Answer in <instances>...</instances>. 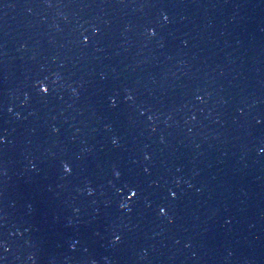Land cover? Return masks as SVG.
Wrapping results in <instances>:
<instances>
[{
	"label": "water",
	"instance_id": "obj_1",
	"mask_svg": "<svg viewBox=\"0 0 264 264\" xmlns=\"http://www.w3.org/2000/svg\"><path fill=\"white\" fill-rule=\"evenodd\" d=\"M0 264H264V0H0Z\"/></svg>",
	"mask_w": 264,
	"mask_h": 264
}]
</instances>
